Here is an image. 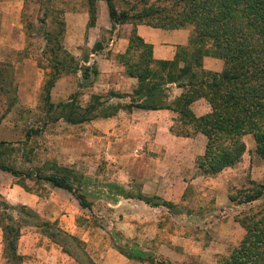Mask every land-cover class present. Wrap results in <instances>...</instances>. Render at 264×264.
<instances>
[{"label":"rangeland","instance_id":"obj_1","mask_svg":"<svg viewBox=\"0 0 264 264\" xmlns=\"http://www.w3.org/2000/svg\"><path fill=\"white\" fill-rule=\"evenodd\" d=\"M144 3L166 9L172 7L171 2L163 0H113L116 10L139 9ZM95 5L94 26L88 28L86 0H0V141L7 143L1 158L20 171L68 174L65 176L73 187L80 183L78 190H82L89 204L88 209H82L64 190L51 188L35 178L17 180L0 171V195L9 204L29 203L26 196L32 195L33 199L37 198L40 209L32 210L38 217L34 221L27 219L24 211L16 210L13 214L20 223L18 251L29 252L30 249V255L24 256L22 264H71L69 257L61 253L60 246L51 242L37 226L43 221L54 223V228L67 235L70 234L63 229L78 224L73 240L56 238L76 261L87 258L92 264H98V260L104 263L108 258L106 250L116 251L117 248L120 252L140 250L148 255L151 264H218L243 235L238 219L248 211L264 209V196L249 204L236 205L228 201L227 195L248 189L251 182H263L264 161L250 152L249 158L246 156L237 164L244 166L237 170L239 176L219 180L225 185L222 184V190L216 189L217 179L206 180L187 188L185 197L172 204L170 210L149 207L136 200L126 202L116 197L109 184L117 180L123 181L125 186L127 168L129 177H134L131 190H139L141 157L156 156L148 147L149 135L141 129L128 130L124 126L122 133L116 136L108 126L98 132L90 126L94 120L108 121L100 117L101 113L119 104L116 99H109L98 107L95 112L99 117L86 123L46 122L41 87L47 69L42 65L48 63L49 47L54 44L47 45L46 38L56 37L61 49L73 58V67L87 66L96 72V75L89 73L86 80L79 71L62 73L50 90L49 100L53 104L66 102L75 95L76 104L84 107L92 94L107 96L109 91L105 89L110 81L99 76L98 59L111 61L115 68L112 82L119 79L117 74L123 75L118 55L124 52L126 45L115 53L119 49L116 37L128 38L130 28L126 32L123 25L128 24L111 26L105 3L97 0ZM184 31L191 35L192 27L178 29V33ZM126 117L123 125L133 121ZM195 146L199 147V143ZM20 182L29 192L16 185ZM117 186L126 192L122 185ZM38 212H46L48 216ZM125 224L138 225L139 230L144 226V230L126 236ZM151 236L155 239L149 240ZM170 236L174 237L172 243ZM143 237L148 240H142ZM128 261L129 264H148ZM0 264H4L1 238Z\"/></svg>","mask_w":264,"mask_h":264},{"label":"trees","instance_id":"obj_2","mask_svg":"<svg viewBox=\"0 0 264 264\" xmlns=\"http://www.w3.org/2000/svg\"><path fill=\"white\" fill-rule=\"evenodd\" d=\"M96 1L86 0L88 28L94 26ZM102 1L111 26H130L126 48L118 55V60L123 75L133 78L136 85L127 95L113 92H108L107 96L92 94L84 107L76 104L75 95L66 102L51 103L50 90L62 73L79 71L81 78L86 80L89 73L96 75V72L87 66L73 67V58L61 49L56 37L46 38L47 45L54 43L49 47L48 63L42 65L47 69L41 87L46 122L62 120L70 125L86 123L99 117L95 110L109 99L127 98V103L104 109L100 117L110 118L119 110L173 112L175 118L169 128L173 136L188 138L200 134L204 137L203 152L195 159L197 172L202 177H214L239 163L245 151L241 137L245 135H249L253 141V155L264 161V0H163L171 2L174 8L144 3L139 9L133 7L129 10H116L113 0ZM139 25L162 30L191 26L192 32L187 45L178 47L171 61H159L152 58L151 45L144 43L136 34ZM203 57L221 60V71L202 69ZM171 85L182 91L167 101ZM198 99L206 102L209 112L195 117L189 106ZM6 145L0 141L1 172L17 180L35 178L43 181L51 188L66 191L80 208L88 209L89 204L82 190H78L80 183L73 187L67 178L68 174H40L15 169L1 158ZM60 171L63 173L65 169ZM16 185L29 192L22 182ZM110 188L116 197L134 199L149 207L170 210L174 206L157 197H147L139 192L124 193L112 186ZM263 196L264 180L261 183L251 182L248 189L238 191L235 195L229 194L227 199L236 205H243ZM16 210L24 211L29 220L38 219L29 208L11 205L0 195L1 258L4 264H22L24 259L17 252L20 223L13 216ZM237 222L243 235L237 246L218 264H264V209L248 211ZM54 225L43 221L37 226L69 256L66 247L59 244L56 238L62 236L73 240L74 237L54 228ZM115 250L127 260L151 264L148 255L140 250ZM76 262L92 264L87 258Z\"/></svg>","mask_w":264,"mask_h":264},{"label":"crops","instance_id":"obj_3","mask_svg":"<svg viewBox=\"0 0 264 264\" xmlns=\"http://www.w3.org/2000/svg\"><path fill=\"white\" fill-rule=\"evenodd\" d=\"M123 26L126 27V32L130 28L129 25ZM136 34L143 40L144 43L151 45L152 58L154 60L159 61H171L176 52V49L178 47H185L187 45V40L189 37V33L187 31H184V33H178V30L154 29L143 25H139L136 27ZM126 39L127 37H124L122 35L116 37V46L119 47V49L117 48L114 51L115 53H118L121 49L125 47L127 43ZM201 66L202 69L206 71L220 72L223 67V64L222 61L218 59L204 57L201 60ZM97 68L99 76L101 78H106V80L108 79L110 81L106 84L107 89H105L109 92L127 95L131 93V91L136 85V81L133 78H127L124 75H121L120 73L117 74L119 76V79L115 82H112V80L114 79L113 71H115V68L112 66L111 61L105 59H98ZM181 91V89L175 88L173 85L169 86V94L167 101H170L173 98L177 97L181 93ZM113 99L116 98H111L110 100ZM116 100L119 103L128 102L127 98ZM189 108L195 117L202 116L209 112V107L203 99H198L192 102ZM124 116H127V119L128 117L132 118L133 121L130 124L126 122V125H123L122 122L125 118ZM174 118L175 114L169 110H131L130 112L119 110L115 115L108 118V121L94 120L91 122L90 126L93 127L96 131H103V129L108 126V128L111 129L112 133L115 132L116 136H119V134L122 133L121 130H123L122 127L124 126L128 130L141 129L145 132V135H149L148 147H150L151 152L155 153L156 156L150 154L141 157L142 163L139 167L141 169V177L139 178L140 187L139 190L136 191L147 197H157L161 201L175 204L179 202L183 197H185L184 195L187 191V188H190L191 186L194 187L199 183L202 184V182L206 180L217 179V182H219L220 179L222 180V178H225L226 176H239L237 170L244 168V166H237L238 163L232 168H227L223 170L221 173L214 177L200 176L195 166V159L203 152L205 143L204 137L200 134H195L188 138L173 136L169 132V128L173 124ZM95 130L93 132H96ZM251 140L252 139L249 135L241 137V141L245 146V151L240 159L241 162L246 156L249 158V154L253 150V141ZM196 143H199V147L195 146ZM236 166L238 167L237 169H235ZM253 169L256 171L258 170L257 168ZM128 170L126 168L124 171L127 175V178L124 181L125 186H123V181L117 180H111L109 183L110 186L116 188L118 187L117 185H122L127 193H135V191L131 190V185L134 184L132 182V179L134 177H129L130 174L128 173ZM221 182L224 185V182ZM222 184L219 182V184L216 186V189L222 190ZM26 197V200H28L29 203L20 204H23L22 206H25L30 210L38 209L37 211H40L37 205V198L33 199L32 195ZM124 200L126 202H132L134 199ZM38 214L43 216L46 215V212H38ZM77 227H79L77 223H73L72 228H70L69 226L68 230L63 228L62 229L68 232L70 236H72L73 232H75L74 230L78 229ZM143 227L144 226H142L141 230H139L140 226L138 225L125 224V228L123 229V231L125 232L126 236H128L129 234L132 236V234L135 235L134 231H143ZM155 227L156 226H154V228ZM173 238V236H170L171 243L173 242ZM153 239H155L154 236L149 237V240ZM142 240L146 241L148 239L143 237ZM20 243L21 241L17 246L18 253V248H20L21 245ZM29 244L31 245V242ZM59 249L62 254L67 256L66 258L69 257L68 259H70L69 262H71V264H78L75 259L63 253L60 247ZM29 252H26L22 249L20 250L19 254L24 257L28 255ZM105 257L108 258L105 259L104 263L98 260V264H129V261L127 259L120 257L119 254L112 248H108V250H106ZM43 264L48 263L44 262Z\"/></svg>","mask_w":264,"mask_h":264}]
</instances>
